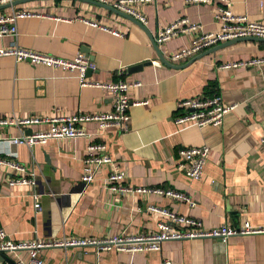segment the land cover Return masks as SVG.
<instances>
[{"label": "crops", "instance_id": "obj_1", "mask_svg": "<svg viewBox=\"0 0 264 264\" xmlns=\"http://www.w3.org/2000/svg\"><path fill=\"white\" fill-rule=\"evenodd\" d=\"M229 1L235 15L264 24V0ZM220 3L187 5L185 0H156L143 8L148 19L145 30L133 17L93 0H30L13 5L42 16L19 20V35L1 37L0 48L17 45L67 60L82 52L96 65V71L88 74L90 80L140 81L142 87L131 90L130 99L149 104L132 106L127 133L101 131L98 124L88 123L84 128L90 137L53 140L32 148L0 142V156H13L28 168L36 183L32 188H11L8 182L14 173L0 166V229L15 241L149 234L165 220L146 211L150 204L200 220L207 229L222 225L239 228L246 221L264 227V64L221 69L227 63L264 58V42H243L206 54L208 49L190 60L171 63L182 68L164 65L154 45L158 30L182 17L201 24L206 33L218 31L214 15ZM11 11L12 6L6 5L0 14ZM85 19L116 29L123 36L89 27ZM188 43L186 37H179L157 46L168 58ZM147 62L152 64L145 65ZM138 66L141 69L134 70ZM215 95L228 105H237L220 129L177 123L184 114L178 106L181 100ZM111 110L109 91L81 87L76 72L0 58L1 117L52 118ZM45 129L30 127L26 133ZM20 134L16 128L0 129V137ZM91 141L106 143L108 154L126 173L128 185L172 188L189 195L196 207L152 195H110L104 182L111 170L108 165L85 186L81 177ZM205 145L211 155L201 180L192 181L177 167L181 161L178 152ZM34 190L41 194L39 213L31 198ZM8 257L29 261L27 252ZM42 258L45 264H162L165 260L171 264H264V234L232 237L226 244L214 239L168 241L161 251L148 253L45 250Z\"/></svg>", "mask_w": 264, "mask_h": 264}, {"label": "built area", "instance_id": "obj_2", "mask_svg": "<svg viewBox=\"0 0 264 264\" xmlns=\"http://www.w3.org/2000/svg\"><path fill=\"white\" fill-rule=\"evenodd\" d=\"M24 0H0V6L10 5V14H0V38L11 36L16 38L19 35L18 21L42 15L36 14L32 10L22 9L13 6ZM103 4H109L118 11L125 13L136 19L142 25L148 24V19L143 8L153 4L156 0H93ZM214 15L220 29L216 32L206 33L203 26L191 22L188 18L182 17L173 23L160 28L155 35V42L160 47L173 39L186 37L189 40L188 46L172 53L166 58L170 63H180L193 58L194 56L211 49L219 44L239 39L258 38L264 39V24L251 21L246 15H235L231 10L229 0H220ZM187 5L210 4L212 0H185ZM84 23L94 29L111 33L115 36H123V33L112 29L98 21L83 20ZM13 57L17 63L28 62L33 65H40L47 68L59 69L78 74L81 87H96L109 91L112 96V110L108 113L98 114H75L66 117H26L12 116L5 118L0 116V129L16 128L20 131L17 137H0V142L10 141L14 146H26L29 148L37 145H47L53 140L77 139L90 137L84 125L96 123L101 131L117 129L122 133L130 130V109L132 106L148 105L149 101H132L130 92L133 89L142 87V82H128L122 78L112 83L94 82L89 79L88 72L96 71L95 63L84 53L80 52L73 60H67L52 55L38 53L35 51L22 49L17 45L8 48H0V58ZM153 64L163 66L159 61ZM264 64V58H253L246 61L227 63L221 69H241L255 67ZM184 114L177 119V123L193 122L199 129L212 127L220 129L228 113L233 112L237 105H228L220 95L213 97H197L183 99L178 104ZM46 126L45 130H38L32 134H27L30 127ZM264 145V137L261 140ZM178 155L180 162L177 167L190 180L199 181L204 173L205 165L211 155L210 148L203 147L182 148ZM111 167L105 179V186L110 195L119 196H157L168 198L178 203H186L190 207H196L194 200L186 193L164 187H135L127 184V175L120 169L118 164L108 154V148L104 141H91L87 148V155L84 158V171L81 182L88 186L92 184L102 167ZM0 166L13 171L14 175L9 180L8 185L15 187H35V180L28 171V168L21 164L13 156H0ZM41 194L33 191L34 209L37 213L42 210L40 205ZM146 211L160 215L165 220L157 225L155 232L140 235H120L107 236L100 239H85L78 237H63L60 239H36L34 241H15L3 229H0V256L8 254L17 255L27 252L29 261L17 257L15 264H45L42 252L45 250H68V249H94L98 254L103 252L117 253H148L159 252L162 245L168 241L214 239L222 243H228L229 239L237 236H251L264 234V227L253 226L246 221L241 227L235 228L231 225H222L207 229L202 221L183 216L169 208L156 205H148ZM181 228V229H179ZM0 264H9L0 261ZM162 264H171L165 260Z\"/></svg>", "mask_w": 264, "mask_h": 264}, {"label": "water", "instance_id": "obj_3", "mask_svg": "<svg viewBox=\"0 0 264 264\" xmlns=\"http://www.w3.org/2000/svg\"><path fill=\"white\" fill-rule=\"evenodd\" d=\"M27 1H30V0H24V1H21L19 3H16L15 5L17 4H20V3H23V2H27ZM4 8V6H0V9ZM138 22V21H137ZM139 25L142 27L143 30H145V27L144 25H142L140 22H138ZM248 41H261V42H264V39H258V38H239V39H235V40H231V41H228V42H225L217 47H214L212 49H210L206 54L208 53H215L217 52L218 50H222L224 48H227V47H231L233 45H236V44H239V43H243V42H248ZM156 49H157V52H158V56L161 60V62L168 66V67H172V68H180L181 66H176L174 64H171L164 56L163 54L161 53V51L159 50L157 44H154ZM200 57V56H199ZM199 57H196L195 59H198ZM194 59V60H195ZM192 60L191 63L194 61ZM152 63L151 62H147L145 63V65H151ZM182 68V67H181ZM141 69V66H138V67H134V70H139ZM91 71L88 72V74H90ZM0 261H5L9 264H15L14 260L9 258L7 255H2L0 256Z\"/></svg>", "mask_w": 264, "mask_h": 264}, {"label": "rangeland", "instance_id": "obj_4", "mask_svg": "<svg viewBox=\"0 0 264 264\" xmlns=\"http://www.w3.org/2000/svg\"><path fill=\"white\" fill-rule=\"evenodd\" d=\"M190 60V59H189ZM28 63V62H27Z\"/></svg>", "mask_w": 264, "mask_h": 264}]
</instances>
